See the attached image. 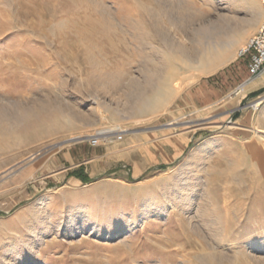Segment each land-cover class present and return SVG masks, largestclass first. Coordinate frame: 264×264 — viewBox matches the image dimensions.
I'll list each match as a JSON object with an SVG mask.
<instances>
[{"label":"rangeland","instance_id":"374dc122","mask_svg":"<svg viewBox=\"0 0 264 264\" xmlns=\"http://www.w3.org/2000/svg\"><path fill=\"white\" fill-rule=\"evenodd\" d=\"M263 23L261 0H0V264H264V130L200 111L242 99L233 66ZM73 146L105 155L92 186L23 174ZM119 170L142 183L110 206L126 185L104 179ZM42 199L57 237L32 251ZM84 223L88 236L66 237Z\"/></svg>","mask_w":264,"mask_h":264},{"label":"crops","instance_id":"0c3cea01","mask_svg":"<svg viewBox=\"0 0 264 264\" xmlns=\"http://www.w3.org/2000/svg\"><path fill=\"white\" fill-rule=\"evenodd\" d=\"M233 69L237 70V83L241 84L239 94H243L244 96H242V99L236 101L234 104L231 102L222 104L226 105L224 106L226 111L221 113L214 112V110L209 109L211 106L204 107L200 110L201 112H205L203 117H205V120L207 121L206 125L218 124L217 122L221 121L223 115L232 113V119L234 117L238 122L247 119V121H251L254 128L259 127V129L264 130V71L261 75L251 78L248 71V64L239 63L233 66ZM231 73L232 72L230 71L223 73V77L231 75ZM211 81L214 83L213 80ZM203 86L207 87V84H203ZM203 91L204 88H201L199 92H196L195 94H203ZM188 93L189 95L187 96H192L191 92ZM215 95L218 96V93L216 92ZM223 101V99L217 97L215 98V104H219ZM244 103L246 105L258 104L260 106L259 112L255 113L253 110L254 108H252L253 106L238 112V108ZM200 111L195 108L191 111V114L197 115ZM208 120H210V122H208ZM194 133H197V131ZM183 155L184 152L181 151L177 156L181 157ZM104 157L105 155L98 150L81 151V149L77 146H73L67 150L58 151L55 156L50 159L46 158L30 165L29 167H26L23 174L29 175L37 170L42 171L43 174L40 178L45 181L49 179L47 183L48 186H58L64 192H75L81 189H86L94 184L93 180L96 173L95 170L99 164L103 163L102 161ZM108 178H112L114 181L120 182L123 186L142 183H133V181L135 182L137 178L131 177L130 174L124 170L114 172L111 176L106 177L104 180ZM51 183H55L56 185ZM101 183L102 181L96 184ZM97 187L100 188L102 186Z\"/></svg>","mask_w":264,"mask_h":264},{"label":"bare ground","instance_id":"6f19581e","mask_svg":"<svg viewBox=\"0 0 264 264\" xmlns=\"http://www.w3.org/2000/svg\"><path fill=\"white\" fill-rule=\"evenodd\" d=\"M218 35V34H217ZM220 37V35H218ZM217 39L216 36L211 35V36H207L205 37V39ZM207 42V40H206ZM213 43V42H212ZM206 43H204L205 45ZM209 44V43H208ZM219 45V44H218ZM206 46V45H205ZM178 88V87H177ZM256 107H258V105H256ZM123 132V128L120 125H115L111 128H107L104 129L103 131L100 132V134L102 136L104 135H109V134H114V133H122ZM255 132L260 134L262 131L258 128L255 129ZM192 157V156H191ZM5 173V172H4ZM114 180L112 178H108L106 179V182H113ZM177 186H179L180 188H178L179 190L177 191V198L174 200L173 204H177L182 206L183 201L185 199V197L187 196V181L186 178L184 177V175L181 176V178L178 180V182H176ZM200 185V184H198ZM170 186V185H169ZM139 185H135V186H130V185H126L124 193L117 195L114 198H109L108 200V204L110 206H118L120 204H122L124 202V199L126 198L125 196L127 194H136L138 193L139 190ZM170 200V199H169ZM173 200V199H172ZM48 204L49 201H47L46 199H42L38 205L36 206V208H34V210L31 212L28 222H27V227L33 232V238H32V251H36V248L40 247V246H45L48 244L53 243L56 240L57 237V229L54 228V226L52 227V219L51 216L47 214V208H48ZM176 208V207H175ZM148 217H144L143 218V222L145 223L147 221ZM92 223H95L96 220L92 219L91 221ZM128 222H133V220L131 218L128 219ZM15 226L16 223H13ZM37 224H41L42 226H46V225H50V227H48L45 231V233H41V232H37L36 231V225ZM90 224H82L78 227H73L72 229H70L69 231L66 232V237H75V236H83L86 237L89 235V231H88V226ZM136 225V224H135ZM13 229V228H12ZM128 229V228H127ZM133 233V229H129L126 231V233H124V235L120 236L119 238H124L130 234ZM60 234V233H59ZM110 237H113L114 235L112 233L109 234ZM24 242V241H23ZM22 246V242H18V243H13V244H9L6 247L5 250V255L6 257H10L12 254H14L17 251H20V248ZM31 254V253H30ZM33 254V253H32ZM31 254V256H32ZM16 255V254H15ZM27 260V259H26ZM31 261V259H29ZM32 262V261H31ZM27 264V263H26Z\"/></svg>","mask_w":264,"mask_h":264},{"label":"built area","instance_id":"2783aa9c","mask_svg":"<svg viewBox=\"0 0 264 264\" xmlns=\"http://www.w3.org/2000/svg\"><path fill=\"white\" fill-rule=\"evenodd\" d=\"M264 11V0H261ZM240 57H246L249 60L248 71L251 78L257 77L264 71V23L260 30L249 40L247 46L241 50ZM240 93V88L236 94ZM255 105V104H254ZM253 105V108L255 106ZM260 106L257 107L259 109ZM122 139V136H119ZM101 138L94 137L90 140L92 146H97Z\"/></svg>","mask_w":264,"mask_h":264}]
</instances>
